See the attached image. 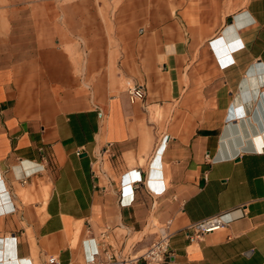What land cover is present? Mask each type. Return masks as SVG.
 Segmentation results:
<instances>
[{
    "label": "crops",
    "instance_id": "0c3cea01",
    "mask_svg": "<svg viewBox=\"0 0 264 264\" xmlns=\"http://www.w3.org/2000/svg\"><path fill=\"white\" fill-rule=\"evenodd\" d=\"M166 221L162 264H264V0H0V264Z\"/></svg>",
    "mask_w": 264,
    "mask_h": 264
},
{
    "label": "built area",
    "instance_id": "2783aa9c",
    "mask_svg": "<svg viewBox=\"0 0 264 264\" xmlns=\"http://www.w3.org/2000/svg\"><path fill=\"white\" fill-rule=\"evenodd\" d=\"M129 100L143 101L145 96V88L141 84H135L131 81H126L125 88ZM93 174L96 170L102 172L100 163L96 162ZM103 173V172H102ZM122 197V196H121ZM124 197L121 198V201ZM133 200V196L128 202ZM242 209V207H239ZM223 214H215L199 221L193 222L186 226V237L189 240L201 239L205 234L221 231L227 224ZM169 221L162 223H154V240L149 244L147 249L139 256L128 257L115 253L108 249L105 245H100L94 251L86 255L83 261L79 264H162L168 257L170 231L168 229ZM45 264H60L56 255H48Z\"/></svg>",
    "mask_w": 264,
    "mask_h": 264
}]
</instances>
